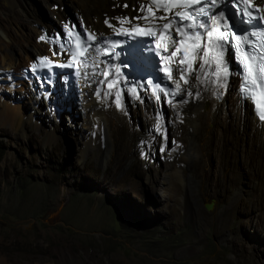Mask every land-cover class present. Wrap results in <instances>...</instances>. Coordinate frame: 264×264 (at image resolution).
I'll list each match as a JSON object with an SVG mask.
<instances>
[{
	"label": "rangeland",
	"instance_id": "rangeland-1",
	"mask_svg": "<svg viewBox=\"0 0 264 264\" xmlns=\"http://www.w3.org/2000/svg\"><path fill=\"white\" fill-rule=\"evenodd\" d=\"M64 1L61 11L70 20L75 13ZM19 3L26 8L24 1ZM3 5L0 0V24L8 12L23 18L15 4ZM56 7L36 4L35 18L57 26L50 13ZM73 20L77 22L75 16ZM17 42L4 53L20 68L26 60ZM21 75L1 76L5 90L0 94L7 103L24 96L28 82ZM68 111L70 117L59 112V137L52 139L44 130L53 121L49 114L41 116L38 128L25 127L24 132H16L8 121L0 123V264H258L250 248L256 243V222L242 207L231 208L236 186L228 184L222 197L207 203L203 180L194 178L193 190L186 192L174 180L173 195L165 202L153 181L163 161L155 167L148 162L141 118H135V129L123 127L113 141L103 136L100 156L90 150L81 155L76 140L85 133L82 111ZM158 114L165 145L185 134L164 104Z\"/></svg>",
	"mask_w": 264,
	"mask_h": 264
},
{
	"label": "bare ground",
	"instance_id": "bare-ground-1",
	"mask_svg": "<svg viewBox=\"0 0 264 264\" xmlns=\"http://www.w3.org/2000/svg\"><path fill=\"white\" fill-rule=\"evenodd\" d=\"M2 1L7 7L15 4L23 18L17 20L14 14L8 12L2 18L3 23L0 24L1 92L5 90L1 86L3 84L1 76L7 79L8 74L11 73V78L12 74L20 73L22 68L11 62L9 56L4 53V48L7 49L12 42L21 43L26 64L33 62L38 55H47L51 59L52 52L43 40H38V37L57 30L58 26L64 25L67 21V17L61 11L64 0H38L49 9L52 5H58L57 11H52L53 8L50 11L55 16L58 26H49L35 18V5L40 3L36 0H22L26 4L25 9L20 8V0ZM67 3L76 14L79 24L82 19L85 27L103 35L114 32L103 23L105 16L110 19L119 15L131 17L134 9L139 5L138 0H126L129 6L127 8L119 7L120 4L125 3V0H67ZM134 22L131 21L132 24ZM112 23L115 24V21L112 20ZM120 26H128V22L118 27ZM87 71H90L88 67L81 70L82 73ZM225 76L226 90L223 87L214 88L207 79L201 86L194 77L190 76L189 93L195 91L198 96L192 100L189 95L187 103L179 104H174L173 99H182L183 91L174 98L171 96L168 103H164L161 96L158 100L145 93L139 96L123 93L117 101L113 98L115 86L110 84L105 87V82L112 79V75L109 72V77H104L102 68L93 76L91 84H84L81 87V83L78 82L82 94L78 100L74 98L69 101L58 99L59 94L55 97L43 95L42 86L35 84V88H32L30 78L27 76L25 80L28 84L25 82L24 96L19 99V96L15 95L12 98L16 103H7L0 94V123L8 121L6 124L16 132H24L25 127L38 128V120L49 114L53 117V121L44 130L46 137L52 139L59 137L57 124L62 117L59 112L64 111L63 113L66 112L65 114L70 117L68 109L71 107L74 112L82 111L81 115L86 125L84 136L81 140H76L77 152L82 155L85 150H90L100 156L103 136L107 134V138L113 141L112 137L117 138L123 127L135 129V118H141L143 128L147 132L148 162L155 167L158 160L163 161L161 173L157 171L154 175L155 183L149 181L151 184L160 185L163 200L166 202L172 197L174 180L182 185L183 192L193 188L196 178L203 180L205 189L202 194L207 203L222 197L225 194V187L233 184L236 186V199L231 204V208L242 207L241 212L244 215H251V218H254L257 237L256 243L251 244L250 248L251 250L253 248L257 263L264 264V127L253 116L250 104L239 98L237 92L239 83L235 74L231 72V74L226 73ZM99 82H104L100 87L103 89L97 92L100 88H96L95 85ZM179 87L181 90L185 88L183 82H180ZM213 91L222 92L223 95L214 97ZM24 98L27 101H24ZM50 103L55 104V107ZM163 104L167 110L169 109L173 122H180L186 130L184 135L178 134L179 136L172 138L170 145H165V128L158 115V110ZM50 107L54 109L51 112ZM71 122L70 119L66 124L67 128L70 127ZM39 127L43 129L42 126ZM162 144L171 150L161 152ZM169 156H173L172 161L167 160ZM234 166H238L239 169L231 171ZM183 173L187 175L184 176ZM228 208L230 209V205Z\"/></svg>",
	"mask_w": 264,
	"mask_h": 264
},
{
	"label": "snow or ice",
	"instance_id": "snow-or-ice-1",
	"mask_svg": "<svg viewBox=\"0 0 264 264\" xmlns=\"http://www.w3.org/2000/svg\"><path fill=\"white\" fill-rule=\"evenodd\" d=\"M52 7L55 8L56 5ZM119 7L129 6L125 0ZM259 7L253 0H145L134 9L131 17L119 15L110 19L105 16L103 23L113 29L115 35H120L122 31L128 34L129 39L133 33L137 37H148L149 52L153 50L151 45H155V57L159 64L153 71L161 76L156 79L149 72L146 74L147 81L142 78L141 83L146 82L159 88L164 93V103L169 102V93L174 98L181 91L183 98L173 99L174 104L187 103L189 95L192 100L197 98V92L189 93L190 76L201 86L207 79L214 88L223 87L226 90L225 74L232 72L228 58V52L231 50L239 69L236 73L240 78L239 98L264 108V16L257 15ZM133 20L143 23L132 24ZM124 22H128V26L117 30ZM43 39L45 37H38V40ZM55 39L59 48L52 47V56L63 59L57 61L50 60L47 56L36 57V60L42 62V68L51 70L53 65H63L65 59L72 60L74 56L83 57L81 63L85 64L93 49L99 52L104 44L123 43L122 40H111L103 34H96L94 30L90 32L82 19L78 26L65 23L64 33L57 34ZM143 46L141 43L140 47ZM103 51L109 53L110 50L103 48ZM136 51L138 55V48ZM30 70L35 69L30 65ZM93 75H96L95 71ZM104 77H109L107 67L104 69ZM161 79L169 81L171 87H165L160 83ZM180 82L185 85L183 90L179 87ZM111 83V79H108L105 87ZM212 95L216 97L223 93L213 91ZM157 99L159 100V97ZM258 118L264 121V111L258 113ZM164 139H167L166 135ZM166 150L171 149L162 144L160 151Z\"/></svg>",
	"mask_w": 264,
	"mask_h": 264
},
{
	"label": "clouds",
	"instance_id": "clouds-1",
	"mask_svg": "<svg viewBox=\"0 0 264 264\" xmlns=\"http://www.w3.org/2000/svg\"><path fill=\"white\" fill-rule=\"evenodd\" d=\"M256 2H264V0H256ZM52 54V53H51ZM39 56H47V55H38V56H35V58L36 57H39ZM48 57V56H47ZM34 58V59H35ZM56 57H53V58H51L50 60H54ZM228 58H229V61H230V67H231V69H232V72L234 73V71L235 70H233V65L235 64V61H234V59H233V57H232V55H230V54H228ZM25 67H27V64L26 65H24L21 69H20V73L22 74V75H25V76H28L25 72H24V70H25ZM125 74H127V71H126V73H124V75H121L120 77H118V84L119 85H121V89H120V91H117V88L115 89V87H114V89H113V94H114V96H113V98L115 99V100H119L121 97H122V95H123V93H126V94H131V95H135V96H139V95H141L142 93H145V94H147V95H149V96H151V97H153L154 98V96H152L149 92H142L141 90H140V88L139 87H141L142 88V86H139L138 87V85L136 86H134V84L133 83H131V81H129L128 79H126V75ZM235 74V73H234ZM235 76L237 77V79H238V83H239V78H238V76L235 74ZM8 78H10V75H8L7 76ZM29 77V76H28ZM30 78V77H29ZM35 84H37L35 81H33L31 78H30V86L32 87V88H35ZM54 84L55 85H53L52 87H46L45 85H39V86H42V94L43 95H47L48 97L49 96H53V97H55V95L56 94H59L60 95V97L59 96H57V98L58 99H61V100H63V101H69V100H74V98L76 99V100H78V98L81 96V94H82V92L79 94V95H77V94H68V96L66 97V96H64V94H61V91L59 90V89H61L60 88V84H59V82L57 81V80H55L54 81ZM169 85H171V83L169 82ZM138 88L137 90H138V92L139 93H136L134 90H132V88ZM148 88V87H147ZM238 88H239V85H238ZM103 89V88H102ZM51 91H55V93H53V92H51ZM237 92H238V95H239V97H240V94H239V91H238V89H237ZM71 96H75V97H71ZM159 96H161V95H158L157 97H159ZM172 96V95H171ZM156 97V98H157ZM161 97H164V96H161ZM241 99V98H240ZM242 101H246L245 99H241ZM248 102V104H250V106H251V112H252V114H253V116L255 117V115H254V111H253V106L251 105V103L249 102V101H247ZM256 118V117H255ZM257 120V119H256ZM258 121V120H257ZM258 122H260V121H258ZM261 124H263V122H261ZM263 127H264V124H263Z\"/></svg>",
	"mask_w": 264,
	"mask_h": 264
},
{
	"label": "water",
	"instance_id": "water-1",
	"mask_svg": "<svg viewBox=\"0 0 264 264\" xmlns=\"http://www.w3.org/2000/svg\"><path fill=\"white\" fill-rule=\"evenodd\" d=\"M69 17H71L72 18V14H70V16ZM205 208L207 209V210H209V209H211V205H206L205 206Z\"/></svg>",
	"mask_w": 264,
	"mask_h": 264
}]
</instances>
